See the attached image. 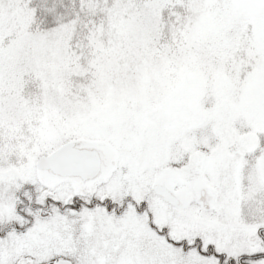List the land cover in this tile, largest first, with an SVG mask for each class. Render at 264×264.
<instances>
[{
	"label": "snow or ice",
	"instance_id": "snow-or-ice-1",
	"mask_svg": "<svg viewBox=\"0 0 264 264\" xmlns=\"http://www.w3.org/2000/svg\"><path fill=\"white\" fill-rule=\"evenodd\" d=\"M0 264H264V0H0Z\"/></svg>",
	"mask_w": 264,
	"mask_h": 264
}]
</instances>
